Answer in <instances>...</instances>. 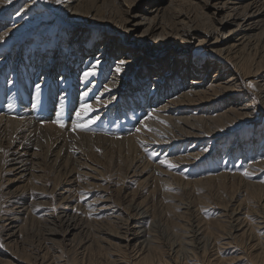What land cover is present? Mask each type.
I'll use <instances>...</instances> for the list:
<instances>
[{"label":"bare ground","instance_id":"6f19581e","mask_svg":"<svg viewBox=\"0 0 264 264\" xmlns=\"http://www.w3.org/2000/svg\"><path fill=\"white\" fill-rule=\"evenodd\" d=\"M6 1L7 0H1L0 4L7 3ZM165 1L166 0H60L61 3L56 5L59 7V14L64 28L63 32L66 33L68 27H72V25L77 24V22H79L80 27L84 29H82V35L78 33V39L76 38L77 40H71V36H67V38L62 36L57 43V39L55 37V39L51 40V44L53 45V48H51V52L46 51L44 55L40 52L39 54L41 59L37 61L38 56L35 57V54L31 53V50H33L34 48V44L41 42V38L36 35L33 39L32 45L29 44L33 48H29L27 53H20L18 51L19 47H16L12 50V52H7L6 55L3 56V58H0V64H6V68L11 67V72L7 75L5 74L6 68H2L3 70L0 68V73H4L3 75L7 78L8 82V84H2L0 81V111L3 113L2 114L0 112V156L2 157V160L0 162V168L6 169L8 173L15 171H17V173L28 171L29 175H32L33 168L35 169V164L38 166L40 165L39 168L36 169V171H41L40 169L44 165L45 167L47 166L50 171H52V173H50L49 175L53 174V176L55 177H52V179L54 180V184H56L57 181L59 184L69 183L71 181V179L69 178L73 176V173L80 176L84 172L82 171V167H84L85 162L82 159H84L85 156L90 161L98 162L102 161L103 159L108 160V162L113 161V159H117L119 162L125 161L122 163H127L128 165L131 163L130 167L128 168L132 169V166L136 161H145V159H143V157L145 156L140 155V157L136 152L138 150H142V148L140 149V147H142V144L145 143L143 141L148 139L150 136L154 138L155 142L160 143L158 144L159 148L160 146H163L164 143H169L170 141H172V139L175 138L183 137L184 140H188L189 138L193 139H190V142L192 144L188 148L191 149L193 147L191 150H189L191 152H188V154L185 153V156L181 155V157H177V159L180 158L181 160H196L198 157H202L205 151L207 152L210 148L212 149L213 147L208 143L205 144L204 140L209 141L212 139V137L216 139L223 137V141L228 142V132H225L228 130L225 128L229 126V124H226V120L229 119L227 118V113H216V111L212 108H205V104H203L204 101H213V98H217L218 96L224 94L227 90L237 88V85L239 86V88H241V82L245 81L244 78L251 77L252 83L257 88H259L257 97L260 99V103L264 106V78L263 75H261L260 73L261 70H264V22H260V17L264 15V0H226L223 2H214L213 0H181L180 2H177L176 0H168V3L162 5ZM184 3L192 5L193 9H183L182 6ZM6 7L8 6L6 5ZM221 11L223 12L221 14V17L217 20L214 19V15H216L217 12ZM37 12L41 11L38 10ZM93 24H103L105 25V28L109 29V33L105 31H100V37L102 36V34L105 35L102 36V39L100 38L101 42L99 44L97 42L100 39L95 41L91 39L92 31L94 32V29H91ZM11 27L12 26L9 25V27H4L3 30L1 28L0 38H3L9 32L14 33L18 29L16 27ZM119 33H121V36L119 35ZM116 38H118L117 41H115ZM126 42H128L129 45ZM46 44V42L42 43V45L44 46ZM48 45L50 46V44ZM192 45L193 47L197 45L201 46L206 49V51H211L212 53H215L221 56L223 59L227 60L228 62L232 63V65H230L232 69H229L230 73L226 75L223 72L221 74L220 72L223 70V67H217L215 65V67H212L211 63L208 62L207 65H205L204 67L206 68V70H213L214 73L206 74L207 71H205V74L202 73L203 77L201 74H197L198 70L203 67L204 62H194L190 59L189 54L191 53ZM161 49L166 50V52L168 53V62L166 66L167 70L164 72V74L160 75V73L157 74L156 71V69L160 67V63L158 62V66H156L154 59L157 57L160 51H163ZM111 50H113V52H111ZM25 54L27 56V60L24 58ZM10 60H12V62ZM142 60L149 61V63L151 62V64H149V66L142 65ZM102 61L104 62V65H106V68L104 69H111L115 71L113 72L114 78L109 79L108 81H106L105 84L103 83V86L105 87L101 89V91L99 92L100 94L98 95H104L106 94L104 91H107V95L104 100L99 101V98L95 97V100L93 99L94 101L90 100L93 103H86L85 105L91 106L96 112V108H98L101 103H104L103 105L107 103V105H109L108 107H110V105L114 106L116 104L118 111L114 110L112 114L102 112L98 115H94L93 117H90L92 115L91 113V115L88 116L89 118H83L84 121L87 122L88 120H93L94 123H91L90 125H100L102 127H106L108 124L110 125L111 122L112 125L115 127V125L117 124L116 122L121 118L122 120H124L123 117L125 118L126 113L129 111H140L141 109H144L145 106H148L154 107L152 108L153 110L151 109L153 111V114L145 113L146 116L144 121L143 117L141 116V118H137V120L135 121L136 124L132 126L133 130H135V133L132 132L133 135L131 133H129L131 134L129 135L126 132L128 134L127 136L123 135L120 138H112L114 136L107 137L109 135L104 134L105 136H103L102 133V136H99L98 134L94 135L93 131L92 133H84L85 131L82 132L77 129L78 131L71 132V134L75 136L73 137L66 133L64 129H61L54 122L56 120L65 119L66 116L69 117V115L66 114V108L69 105H66L67 103L64 102L61 106L59 105L62 102L61 101L59 104L57 103L61 107L57 108L58 105L56 106L54 98L58 97L59 99L66 100L72 95L77 96L80 89L76 88L75 92L72 93L71 88L76 87L78 84L83 85L85 83L86 85V82H88L89 80L86 78L88 80L87 81L84 78V73L86 71H92L93 69L95 70L94 62L96 65V62ZM120 61H124V64L120 65ZM19 66H21L23 70L21 76H19V71L17 69V67ZM117 66L121 67V70L119 72L116 70ZM14 73L16 74V76ZM199 75L201 76L199 77ZM168 80L170 81V86H165L167 87V91L174 89L172 92L163 93L162 90H159L160 92H158V95L156 97H153L152 101L150 102L144 99L145 97H141L142 92H154L155 90L160 88V86L162 87V84ZM11 83L14 84V88H12L11 92H8L11 90ZM97 83L99 84L101 82L95 79L90 85L91 87L95 88L97 87L96 85H98ZM71 84H74V86H71ZM128 84L130 85V91L132 95L135 94L134 96H138V101H133L134 97H132L128 92L125 94L124 97H120V95H122L121 93L123 89ZM37 85H39V88H37ZM90 89L92 90V88ZM90 89L89 91H91ZM137 89H139V91H137ZM241 89L239 90L240 92ZM244 89H242V91ZM86 91L83 92L86 93ZM86 96H83V98L85 99ZM79 99L81 100V98ZM249 101H252V99H250ZM81 102L83 101L81 100ZM80 103H77L78 105L76 106H72L73 109H76L75 113L76 111L80 110ZM253 103L255 105L252 106V104L249 107L250 110L252 109L255 111V107L257 106L258 102L257 100H254ZM179 105L186 106L180 107ZM193 105L200 106L193 107ZM30 106L34 108L31 109L29 108ZM185 108L187 109V111H184ZM235 108L236 104L230 106L227 111H229L230 113H235L237 114L236 116H238V113L235 112ZM148 110L150 111V109ZM186 112H192V114L190 115L192 119H186L187 116L183 117V114H185ZM249 112L250 111H247L246 113L249 114ZM179 113L183 115L181 116L182 118L179 116L181 120L177 119L176 117ZM213 113L214 115H212ZM28 114L31 116H29ZM130 114L131 116L133 115L131 112ZM134 115L133 118L135 119ZM131 116H129L128 114V117L131 118ZM258 116L259 115L257 114L256 117ZM71 117H73V122L76 123V116L74 115ZM174 119H177L178 121ZM186 123L189 126H186ZM195 123L198 125L196 126ZM146 124H148L149 126H147ZM153 124L159 127H162L163 125L165 126L162 127L164 129L162 135L161 133L157 134V132L150 130L152 128H155ZM239 124L240 122L238 120L234 126ZM255 125L256 123H254L252 127H254ZM42 128L44 129L45 133L42 135V140H38L37 133H41ZM98 128H96V130ZM89 129L88 131H91ZM100 129L104 128L100 127ZM113 129L117 130L116 127ZM164 132L167 134L165 135ZM168 133L171 134L168 135ZM261 133V143L258 147L256 146V149L251 144L252 136L248 141H244V143L240 141V144L236 145L238 146L236 149H232L233 146H231L230 148H226L227 146H221L222 152H226L227 154H230L231 152V154L233 155L232 157H229L227 155L229 157V162L227 166H230L233 162H236L239 165L245 162L246 165L243 169L244 171L247 170L253 175L256 174V172L260 173V170L264 169V131H262ZM69 139L71 141V145H69ZM78 140L80 144H78ZM236 140L237 138L234 139V141ZM197 146L199 148L195 149V147ZM242 150L243 156L238 157ZM31 151L32 153L30 154ZM170 156H172V160L175 159L173 158V155L170 154ZM171 159H164L163 157V160L166 161H170ZM170 163L172 162L170 161ZM165 165L167 166L166 163H164V166ZM122 166L124 165L122 164ZM128 168L126 166V169ZM156 168H158V166ZM155 171H157V169ZM162 172L160 171V173H154L161 174ZM235 172H225L222 173V175L227 176L228 174H230L233 179L236 177L239 178V183L242 182V184L244 185L242 188V192L246 199V214H248L247 212H253L252 214H254V216L252 215L253 218H251V220H255L256 218L259 220H262L263 218L264 220V184H258L259 182L253 181L251 175L245 176L243 173H239L237 170ZM122 174H120V176H122ZM124 175L126 174H123V178ZM222 175L219 176V178H216L217 183L219 182L221 186L223 184V180L225 179H221ZM36 177H41V174L36 175ZM157 178H159V176ZM144 179L147 180L146 177ZM172 179H170L169 182L168 178L162 180L160 178V182H165L164 187H160V189L162 188L163 190V197L165 195V200L170 199L169 196H171V193L168 192L169 189H167V186H170L169 184H172ZM153 180L156 179L154 178ZM157 182L154 181V183ZM232 182L233 181L231 180V184ZM154 183L152 184L153 186ZM184 184L183 186H185ZM225 184L223 186H225ZM156 185L157 184H155V186ZM165 185L167 186L165 187ZM56 186L54 188H56ZM23 187L25 186L23 185L21 187L22 189L20 188V191L23 190ZM156 187H159V185ZM178 188H180V186ZM25 189L27 191V188ZM64 189L65 192H62V190L57 192V206H59L58 210L55 208H51L52 210L50 211V213L52 214H57L56 218H58V222L56 220L55 221L58 223V227H53L55 229L49 230L46 232V234H44V239L42 238L44 240V247H42V249L44 248L47 250V245H49L47 244V242L56 240L54 236L57 234L61 235V238L72 234L71 243L75 244L74 246L77 245V247L79 245L81 246V244H90L92 241L95 242L93 239L88 240V238L81 240L79 239L80 237H82V235L85 234V227L78 222L76 215L77 213L74 212L75 205H73V199L75 198H73L71 195V189L69 187ZM133 191L132 194L135 193ZM10 196V203L12 205L11 209L13 212L11 213V216H8L6 222H1L0 225V228L3 229V232L5 229H8L9 231V233L7 234L8 242L11 241V239L15 240V238H19V233L15 232L12 228V221L14 220V218L19 217L20 213H24L25 218L27 219V217L32 214V211H26V202L28 200H33V195L24 191L20 192L19 194L12 193ZM167 196L169 197V199ZM123 198H125V196H123ZM145 200L146 199H143L142 202H144ZM130 202L132 203V200H130ZM142 204L144 205L145 203ZM176 204H179L180 206V203L177 202ZM167 205L169 207V204ZM170 205L171 206L169 208H174L175 206V204ZM233 205L234 204H232V206ZM241 205L243 204L240 202L239 206L243 207ZM28 206L30 208H33L34 204L30 203ZM179 206L176 205L175 208L178 209ZM184 206L187 208L186 205ZM184 206L181 205L183 209L185 208ZM239 206H237V210H239ZM181 207L179 209H181ZM132 210L134 211V214H131L132 217L128 215L129 218L127 221H125L128 225L131 223V220L135 218H140L142 219V221L147 219V212L145 210H142V208L136 205L135 207H133ZM232 210H229V212ZM183 211L184 210H182L181 213ZM185 212H187V210ZM129 213L131 212L129 211ZM179 213L176 214L179 215ZM235 213L236 212L234 209L232 212H230V216H228L230 218V222L227 223V226L229 228L226 231L227 237L231 236L234 233V238L237 237V239H243H240L241 242L244 241L245 238H247L250 241V247L254 248L256 244L258 242L260 243L261 241L260 237L257 235V231L258 229L263 228L262 222L260 221L259 223H256V226H254L256 228L255 229L254 227H250L251 223H249L248 220V222H245L246 218H242V223H244V226H242L244 229L242 233H240L239 231L242 228L240 229L239 227L241 226L235 224L237 221H239L240 218L236 217ZM182 214L185 213L183 212ZM226 214L227 213H225V215ZM222 215L224 216V214ZM31 216L40 222L42 221L41 216H37V218L33 215ZM182 216L184 217V215ZM177 218L180 221L181 217L179 218L178 216ZM223 218L226 221V217ZM125 219H127V217ZM43 222L45 221L43 220ZM153 222H155L154 219ZM180 223L182 224L183 222L180 221ZM176 224H178V222ZM52 225L56 226L53 223ZM99 225H101V222ZM101 229L102 228H100L99 231L95 230L97 245L100 243L102 244L103 240L101 239L105 237L104 234L106 232L102 231ZM148 230L149 229H145L144 223L136 226V229H134L133 231L128 228L124 233H114V238L116 240L115 243L108 244L110 246L111 244H116L117 246H119L117 248L122 247L123 249H121L125 251V253H127L126 250L128 248H130L131 250H137V252L139 251V256L140 254H142L139 260L142 258L143 260L151 262L153 260V257L149 256L151 248L156 249L159 247L157 257H160L159 255H162L163 252L161 250V247L155 244L152 238L149 241V234L151 232L149 231L150 233L148 234ZM193 230L194 232L197 231H195V229ZM60 231H62V233H60ZM216 236L214 238H217ZM219 237L221 238L222 236L220 235ZM220 238L218 239L220 240ZM256 238H258L257 243ZM263 238L264 237H262V239ZM144 240L147 241V246L143 244ZM205 241L206 240H204L203 242ZM230 241L228 240L227 242L226 240L225 243H227V245L229 246L230 244L228 243L232 242ZM249 241H247V243ZM234 242H236V240ZM220 243L223 244L222 241H220ZM89 244L87 246H90ZM258 245L259 244H257V249ZM225 248H227V246ZM170 249L173 251V253H177V249ZM260 252L261 253H259L258 255L262 257V264H264L263 246H261ZM44 253L47 254V251ZM42 256L45 259V255L42 254ZM35 262H37V260L31 261L27 264H35ZM10 263L14 264L15 262L10 259L9 264Z\"/></svg>","mask_w":264,"mask_h":264},{"label":"rangeland","instance_id":"374dc122","mask_svg":"<svg viewBox=\"0 0 264 264\" xmlns=\"http://www.w3.org/2000/svg\"><path fill=\"white\" fill-rule=\"evenodd\" d=\"M176 1L180 2L181 0H176ZM213 1L214 2H223L226 0H213ZM166 3H168V0L163 2L162 5H164ZM56 4H59L56 2V0H11L10 3L7 2V3L0 4V31H1V28L3 30L4 27H6V26L9 27V25L12 26L11 28H14V27L18 28L16 32H14V33L9 32L3 38H0V58H3V56L6 55L7 52H12V50L16 47H19L18 51L20 53H27L29 48L34 47L33 50H31L32 51L31 53H34L35 57L38 56L37 57V61H38L41 59L40 54H39L40 52L43 55L46 53V51L51 52V48H53V45L51 44V40L55 39V37L57 39V43L62 36L66 37V38H67V36L68 37L71 36V38H70L71 40H77L78 39V33L82 35V33H83L82 29L83 28L80 27L79 22H77V24L72 25V27L71 26L68 27L67 32L64 33L62 20L60 18V14H59L60 13L59 7ZM6 5L8 7H6ZM9 5H10V7H9ZM38 7H39V9H38ZM182 8L183 9H188V8L193 9L192 5H190L188 3H184ZM38 10L41 12H37ZM222 13H223L222 11L217 12L216 15H214V19H216V20L219 19L221 17ZM260 19H261V21H260ZM260 19H259L260 22H264V15H262L260 17ZM91 29H94V32L92 31V37H91V39L94 41L99 40L100 38L102 39V36L105 35V34H102V36L100 37L99 36L100 31H105V32L109 33V29L105 28V25H103V24H99V25L93 24ZM38 30H40V31H38ZM106 30H108V31H106ZM97 31H98V33H97ZM112 32H113V29H112ZM36 35H38V37L41 38V40H40L41 42L35 43L34 46L31 47L33 39L35 38ZM119 35L121 36V33H119ZM11 38H12V40H11ZM101 39L97 42L98 44L101 42ZM117 40H118V38L115 39V41H117ZM44 42L47 43L45 46L42 45V43H44ZM126 43L128 44V42H126ZM29 44H31V45H29ZM48 44H50V46ZM191 48H192V50H191V53L189 54L190 59L193 60L194 62L195 61L204 62L203 67H201L200 70H198L197 74H201L203 77V74H205V71H207L206 74L207 73L208 74L214 73L213 70L212 71H210L208 69L206 70V68L204 67L205 65H207L208 62L211 63L212 67H215V66L223 67L222 68L223 70L220 72L221 74L223 72L226 75L230 73L229 69H232L230 66V65H232V63L223 59L221 56H219L215 53H212L211 51H206V49H204L201 46L197 45V46L193 47V45H192ZM24 50H25V52H24ZM161 50H163V51H160L159 54L157 55V57L154 59L156 66H158V64H157L158 62L160 63V67H158V69H156L157 74L160 73V75L164 74V72L167 70L166 66H167V62H168V53L164 49H161ZM111 52H113V50H111ZM152 54H154V53H152ZM24 58L27 60L26 54H25ZM10 61L12 62V60H10ZM149 64H151V62L149 63V61L142 60V65L149 66ZM0 65H1L0 66L1 69L6 68V64L1 63ZM102 66H103V68H102ZM94 67H95V70L93 69L92 71L95 72V75H90L89 78L87 77V79L90 82L86 79L89 82V84H88V82H86V85H85V83L83 85L78 84L76 87L71 88L72 93L75 92L76 88L80 89L77 96L72 95V96L68 97V99H66L67 101L59 99L58 97L54 98V102L56 103V106L61 101L62 102L59 105L62 106L63 105L62 103H64V102L67 103L66 105H69L66 108V114L69 115V117L66 116L65 119L59 120L60 123L62 122L63 127H61L58 123H56V124L61 129H64V131L66 133H68L69 135H71L73 137H75V136L73 134H71V132L73 131L72 129H73V123L74 122H73V117H71V116L75 115L76 109H73L72 106L78 105L81 102V100L83 102H81L80 105L86 104V103H93L91 101H94L95 97L96 98L98 97L99 101L104 100V98H106L107 91H104L106 93V94L103 93L104 95L101 94V96H100L98 94H100L99 92L101 91V89H103L105 87V86H103V83L105 84L106 81L114 78L113 72H115V71L111 70V69H109L110 71L108 69H104V68H106V65H104L103 61L102 62H96V65L94 62ZM10 69H11V67L6 68V71H5L6 75L11 72ZM17 69L19 71V76H21V74L23 73L22 67L19 66V67H17ZM210 69H211V67H210ZM98 71H100V72H98ZM260 73H261V75H263V78H264V70H261ZM3 74L4 73H2V74L0 73V76H1L0 81L2 84L3 83L8 84L7 78L4 77ZM201 75H199V77ZM15 76H16V74H15ZM94 76H95V78H94ZM105 76H106V78H105ZM95 79H97L101 83H99V84L97 83L99 86L96 85L97 87L94 88V87H91L90 84ZM208 79H209V77H208ZM244 79H245V81L241 82V86H242L241 88L242 89L245 88L243 91L237 85V88L232 89V90H227L224 94L218 96L217 98H213L212 99L213 101L208 100V101L203 102V104H205V108H212L216 111V113H221V114L224 112L227 113V115H228L227 118H229L228 119L229 121L226 120L227 121L226 124H229V126L227 128H225V129H228L225 132H228L227 133V141L228 142L223 141L224 140L223 137H221L219 139L212 137V139L209 141L204 140L205 144L208 143L213 147H212V149L210 148L209 151H207V152L205 151L204 154L205 153L206 154L205 155L203 154L202 157L200 156L196 160H181L180 158L177 159V157H181V155L185 156L186 155L185 153L188 154V152H191L189 150H191L193 147L191 149H188L192 144L190 142L191 138H189L188 140L186 139L187 141L184 140L183 137L182 138H175V139H172V141H170L169 143H167V142L164 143L163 146H160V148H159L158 144H160V143L155 142L154 138L152 136H150L148 139L143 141L145 143H143L142 144L143 146L141 145L142 147H140V149L142 148V150H138L136 152L139 156L144 155L145 157H143V159H145V161L144 160L143 161L141 160V162L136 161L133 164L132 169L128 168V167H130L131 163L129 165L127 163H122L125 161H120L121 164L117 159L116 160L113 159L114 162L113 161L108 162V160H105V159L98 162V161H90L85 156L84 159H82L85 162L84 167H82V171H84V172L80 176L73 173V176H71L72 178L71 177L69 178V179H71V181L69 183H60L59 184L57 181L58 184L57 183L54 184V180L52 179V177L53 178H55V177L53 176V174L49 175L50 173H52V171H50V169L47 166L45 167L44 165L42 166L43 168L41 167V169H40L41 171H36V169L39 168L40 165L38 166L35 164L34 165L35 169L33 168L32 175H29L28 171L21 172V173H17V171L8 173L6 171V169L0 168V171H1L0 172V225H1V222L5 223L7 221L6 219L8 218V216H11V213L13 212L11 209L12 205L10 203V197H11L10 195L12 193L19 194L20 192L24 191V192H27V193L33 195V200H28L26 202V211H32V214H30V216L27 217V219H26L25 214L20 213V216L17 218H14V220L12 221V223H13L12 228L15 232L19 233V238H15V240L11 239V241L8 242V235H7L9 233L8 229H5L6 231L4 230V232H3V229L0 228V245H2V246H0V264H9L10 259H12L15 262L14 264H27V263L34 261V260H37V262H35V264H262V257L258 254L261 253L260 252L261 246L264 247V240H263L264 238L262 239V237H264V223H263L264 220H263V218H262V220H259L257 218L255 220H253V219L251 220V218H253V216H254V214H252L253 212H251V213L247 212L248 214H246V212H245V210H246V208H245L246 199H245V196L243 195V192H242V188L244 185L242 184V182L239 183V178L236 177L237 179L236 178L233 179L230 176V174H228L227 176L222 175V173H225V172L234 173L236 170L239 173H244L243 169L245 168L246 163L243 162L242 164L239 165L236 162H233L232 163L233 165L231 164L230 166H227L228 162H229L228 161L229 157H232L233 155L231 154V152H230V154H227L226 152H222L221 146H227L226 148H228V147L230 148L231 146H233L232 149H234V148L236 149L238 147L236 145L240 144V141H242V143H244V141L245 142L248 141L250 139V137L252 136L251 144L256 149V146L258 147L261 143V139H260L261 134H262L261 132L264 131V106L260 103V101H259L260 99L257 97L258 92H259V88H257L252 83L251 77H245ZM249 84L253 85V87L250 88L248 86ZM10 85H11V90L8 92H11L12 88H14L13 83H11ZM79 85H81V86H79ZM165 85L167 87H169L170 81L168 80V81L164 82L162 84V87L160 86V88H158L157 90H155V91L153 90L154 92H150V93H149V91L142 92L141 97H143V98L145 97L144 99H146V100H148V102H150V101H152L153 97H156L158 95V92H160L159 90H162L163 93L172 92L174 90L173 89V90L167 91V87ZM71 86H74V84H71ZM90 88H92V90ZM89 89L92 91V93H91V91H89ZM240 89H241V92L239 91ZM86 90H88V91H86ZM130 90H131L130 85L129 84L126 85L125 88L123 89V91L121 93L122 95H120V97H124L125 94L128 92V93H130V95L132 97H134L133 101H138L139 100L138 96L137 95L134 96L135 94L132 95ZM83 91H86V93H87L86 98L87 99L83 98V96H85L84 95L85 92H83ZM137 91H139V89H137ZM88 92L90 95L88 94ZM79 93H80V96H79ZM81 95H82V97H81ZM78 96H79V98H81V100L78 98ZM250 99H252V101H249ZM254 100H257V102H258L257 106L255 107L256 108L255 111L252 109L250 110V107H249L252 104H253L252 106L255 105L253 103ZM198 103H200V102H198ZM103 104L104 103H101V105L98 108H96L97 110L95 109L96 112L93 110L92 112H90L88 114V116H90L91 113H92V115L90 117H93L94 115H98L102 112L112 114V112L114 110L118 111L116 104L114 106L110 105V107H108L109 105H107V103L105 105H103ZM234 104H236V108H235L236 111L235 112L238 113V116H236L237 114H235V113H230L229 111H227L228 108H230V106H233ZM59 105L57 106V108L61 107ZM102 105H103V107H102ZM32 106H33V104H32ZM32 106H30L29 108L33 109L34 107L32 108ZM179 106L184 107L186 105H183V106L179 105ZM195 106L199 107L200 105L199 106L193 105V107H195ZM99 108H101V109H99ZM147 108L150 109L151 112ZM152 108H154V107L145 106L144 109H141L140 111H134V112L129 111L127 113L125 112L126 113L125 118L123 117V119L125 121L122 120V118H121L120 120H118L116 122L117 124L115 125V127L117 130L113 129L115 127L112 125L111 122H110V125L108 124L106 127H102V126L98 125L99 128L97 125H89V128H91V129H89V128L88 129L91 131H88V129L83 130V131L80 129H78V130H80L82 132L85 131L84 133H90V132L92 133V131H93L94 135L98 134L99 136L101 135V133L103 136H105L106 134L109 135L107 137L114 136L112 138H120L123 135L127 136L129 133H131V134H132V132L135 133V130H133L132 126H134L136 124L135 121L137 120V118L143 117V121H144L147 113L153 114ZM7 111H9V110H7ZM184 111H187V109L185 108ZM247 111H250L249 114L246 113ZM130 112L133 115L136 114V115H134L135 119L133 118V115L131 116ZM214 113L212 115H214ZM128 114H129V116H131L132 119L130 117H128ZM142 114H144V115H142ZM191 114H192V112L191 113L186 112L185 114H183L184 115L183 116L182 114L179 113L176 117H177V119L181 120V118H182L181 116H183V117L187 116L188 118L186 117V119H189V118H191V116H190ZM245 114H247V115H245ZM257 114L259 115L258 117H256ZM29 116H31V115H29ZM177 119H174V120L178 121ZM238 120H239L240 124L234 126ZM67 123H68V125H67ZM125 123L128 125H126ZM130 123H131V125H130ZM254 123H256V125L254 127H252ZM64 125H66V126H64ZM146 125L149 126L148 124H146ZM185 125L187 126L188 124L186 123ZM195 125L197 126L198 124L195 123ZM100 127L104 128V129H100ZM154 127L155 128H152L150 130L157 132V134H160V133H161V135L163 134L162 132L164 131V129L162 127H165L164 125L162 127L154 125ZM96 128H98V129L96 130ZM78 130L76 129L75 131H78ZM41 131H42L41 133H37V139L38 140H42V135L45 133L43 128L41 129ZM122 132H123V134H122ZM120 133H121V135H120ZM131 134H129V135H131ZM164 134L166 135L167 133L164 132ZM170 134L171 133H168V135H170ZM236 138H237V140L234 141V139H236ZM194 139H196V138H194ZM156 140H157V138H156ZM191 140H193V139H191ZM78 144H80L79 140H78ZM69 145H71L70 139H69ZM197 148H199V147L198 146L195 147V149H197ZM203 150H204V148H203ZM246 151H249V150H246ZM31 153H32V151L30 152V154ZM170 154L173 155V158H175V159L172 160L171 159L172 156H170ZM240 156L241 157L243 156V150L241 151L240 155H238V157H240ZM163 157H164V159L170 158L171 159L170 161L172 162L171 164L174 166L168 167L167 163H166L167 166L166 165L164 166V164H161L160 161L163 160ZM1 160H2V157L0 156V162H1ZM146 161L148 162V164ZM170 161H167V162H170ZM140 163H141V166H140ZM122 164L124 166H122ZM155 164H156V166H155ZM234 165H236V166H234ZM120 166H121V168H120ZM126 166L129 170L126 169ZM145 166H146V168H145ZM157 166H158V168H156ZM139 167H141V168H139ZM152 167H153V169H152ZM231 168H233V169H231ZM147 169H149V170H147ZM156 169H157V171H155ZM158 169H161V170H158ZM167 169H169V170H167ZM117 170L118 171L120 170V171L118 172ZM152 170H154V171H152ZM160 171L161 172L163 171V172L161 174H155L158 172L160 173ZM167 171H169V172H167ZM122 173L126 174V175H124V178H123ZM151 173H152V175H151ZM235 173H237V172H235ZM39 174H41V177H36V175H39ZM120 174H122V176H120ZM43 175H44V177H43ZM169 175H171V176L173 175V176L171 177ZM221 175H222V177H221L222 180L225 178L223 180L222 186H221V184H219V182L217 183V181H216V178H219V176H221ZM252 175L253 174H251V178L253 181L259 182L258 184H260V183L264 184V169L260 170V173L256 172V174H254L253 176ZM147 176H148V179H147ZM158 176H159V178H157ZM145 177L147 180L144 179ZM227 177H228V181H227ZM154 178L156 180H153ZM160 178H161V180L168 178V181L173 178L171 180L172 184H169L171 187L165 185V187L167 186V189H169L168 192L171 193V196H169L170 199L167 196L169 200L164 199L165 195L163 197V190H162V188L160 189V187H164L165 182L164 183L160 182ZM158 179H159V181H158ZM180 179H181L182 183H181ZM176 180H177V182L178 181L179 182L177 183ZM231 180L233 181L232 184H231ZM29 181H30V183H29ZM154 181L155 182L158 181V182L154 183ZM168 181H166V182H168ZM173 181H174V183H173ZM76 183L79 185H77ZM153 183H154V186L152 185ZM155 184H157L156 186L159 185V187H156ZM173 184L176 186H174ZM183 184L187 187L183 186ZM224 184H225V186H223ZM233 184H234V186H233ZM23 185L25 187H23V190L20 191L22 189L21 187ZM55 186H56V188H54ZM179 186H180V188H178ZM67 187H69L71 189V195L73 198L76 199V200L73 199V202H74L73 205H75L74 212L77 213L76 214L77 220L81 225H83L85 227V231H86L85 234L82 235V237H80L79 239L81 240V239L88 238V240L93 239L95 242L92 241L90 244L88 243L90 246H87L88 244L85 243V244H81V246L79 245L77 247V245L74 246L75 244L71 243L72 234H69V235L65 236L64 238H61V235L57 234L54 236L56 238V240L47 242V244H49V245H47L48 246L47 250L44 248L42 249V247H44L43 246L44 245V240H43L44 234H46V232L49 230L55 229L53 227H56V228L58 227L57 226L58 225V223H57L58 218H56L57 214L50 213V211L52 210L51 208H55L58 210L59 206H57V199H58L57 198L58 197L57 192L60 190H62V192H65L64 188H67ZM153 187H155V188H153ZM25 188H27V191ZM233 188L236 190H234ZM237 189H239V190H237ZM132 191L135 192V193H133L134 195L132 194ZM161 192H162V194H161ZM154 195H155V199H154ZM161 195H162L163 199H162ZM123 196H125V198H123ZM171 197H172V199H171ZM127 199H128V202H127ZM143 199H146V200L144 202H142ZM130 200H132V203L130 202ZM228 200H230V201H228ZM129 202H130V204H129ZM170 202H172V203H170ZM175 202L180 203V206H179V204H176ZM240 202L243 204V205H241L243 207L239 206ZM30 203L34 204L33 208H30L28 206ZM139 203H140V205H139ZM142 203H145L144 204L145 206ZM132 204H134V205H132ZM167 204H169V207L171 206L170 204H172V205L175 204V206H174V208H169ZM222 204H223V206H222ZM232 204H234L235 206L233 205L234 206L233 207ZM136 205L138 207L142 208V210H145L147 212L148 217L146 220H144L145 222L142 221V219H140V218L132 219L131 223L128 225L127 222H125V221L128 220V218H129L128 215L131 216V214H134V211L132 209ZM176 205L179 206L178 209L175 208ZM181 205H183V206L186 205L187 208L184 206L185 208L183 209V207H181ZM229 205H231V206H229ZM15 206H17V205H15ZM237 206H239L242 210L240 208H239V210H237L238 209ZM128 207H130V208H128ZM180 207H181V209H179ZM222 207H223V209H222ZM233 208L235 209L236 217L240 218L239 221H237L236 223L234 222L235 224H238L241 226V227H239L240 229L242 228L241 230L239 229L240 233H242V231L244 229L243 228L244 223H242L243 219L246 218L245 222L249 221V223H251L250 227L256 226V223H259L260 221L262 222L263 228L258 229V231H257L258 233L255 231L261 240L260 241L261 246H260V243L258 242V238H256V243L258 242L257 244H259L258 249H257V244L254 247L256 249L251 248L250 244H249L250 241L247 238H245L244 241H242V242H241V240H243V239L238 238L239 239V241H238L237 237L234 238V236H233L234 233L231 236L227 237L226 231H227V229H229L227 226V223L230 222V218L228 216H230V212H232L234 210ZM32 209H34V210H32ZM185 209L187 210V212H185L186 211ZM192 209H194V210H192ZM128 210L131 213H129ZM177 210H178V212H177ZM180 210L181 211L184 210L183 212L185 214H182L183 212L181 213ZM229 210H232V211L229 212ZM242 211H244V212H242ZM126 212H128V213H126ZM46 213H47V215H46ZM176 213H179V215H177ZM188 213H191L192 215L188 214ZM225 213H227V214L225 215ZM180 214L184 215V217ZM222 214H224V216ZM250 214H251V216L252 215L253 216L251 217ZM31 215H33L36 218H37V216H41L42 221L41 222L38 221L37 219L33 218ZM247 215L250 217H248ZM50 216H52V217H50ZM175 216H176V218L178 216H179V218L181 217L180 221L183 223L181 224L179 219L177 218L178 219L177 220L175 218ZM126 217H127V219H125ZM223 217H226V221L224 220ZM227 218H228V221H227ZM153 219L155 222H153ZM43 220L45 222H43ZM46 220H48V221H46ZM150 220H152V221H150ZM240 221H241V223H240ZM49 222H50V224H49ZM100 222H101L102 226L99 225ZM177 222H178V224H176ZM52 223L55 224L56 226L52 225ZM143 223L145 225V229L146 230L149 229L147 233L149 234L151 232L149 234V238H150L149 241L152 238L154 243L161 247L163 254L159 255L160 257H157L159 247L156 249L151 248V252L149 253V256H152L153 260L150 262V261L143 260L142 258L139 260V258L142 256V254H140V256H139V253H138L139 251L137 252V250H131L130 248H128L126 250L127 253H125V251L122 250L123 249L122 247H121L122 248L121 249V248H117L119 246H117L116 244H111V246L108 244V243H115L116 240L114 238V235H115L114 233H116V234L118 232L124 233L126 231V229H128V228H130L133 231L134 229H136V226L141 225ZM150 223H151V225H150ZM153 223H154V225H153ZM238 225H236V226H238ZM100 228H102L101 230L105 231L106 233L104 234L105 237L101 239V240H103L102 244L100 243L97 245L95 230L99 231ZM192 228L195 229V231L196 230L197 231L194 232V230ZM199 228H200V230H199ZM223 229H225V230H223ZM222 230L224 233L222 232ZM60 233H62V231H60ZM177 233H179V234H177ZM217 233H219L222 237L220 238L219 237L220 235ZM222 233L225 235H223ZM216 234H217V236H216ZM213 235H215L217 238H214L215 236H213ZM200 236L202 239L200 238ZM202 236H204V237H202ZM203 238H206V239H203ZM218 238H220V240ZM233 238L236 240V242H234L235 240ZM200 240H203V241L206 240V241L203 242ZM223 240H224V242H223ZM226 240H227V242H228V240L232 241V242L230 241L231 243H228V244H230L229 246L227 245V243H225ZM220 241H222L223 244H221ZM247 241H249V242L247 243ZM143 244H145L147 246L148 243H147V241L144 240ZM225 245L227 246V248H225L226 247ZM170 248H173L174 250L177 249V253H173V251ZM46 251H47V254L44 253ZM42 254L45 255V259H47V260H45L43 258ZM263 263H264V261H263ZM10 264H12V263H10Z\"/></svg>","mask_w":264,"mask_h":264},{"label":"snow or ice","instance_id":"6c2138e0","mask_svg":"<svg viewBox=\"0 0 264 264\" xmlns=\"http://www.w3.org/2000/svg\"><path fill=\"white\" fill-rule=\"evenodd\" d=\"M7 2H11V0H7ZM57 3H60V0H56ZM6 34V33H5ZM124 64V61H120V65H123ZM118 72L121 70V67L120 66H117V69H116ZM90 75H95V72L94 71H86L84 73V78L86 79L87 77H89ZM250 88L253 87V85L249 84L248 85ZM37 88H39V85H37ZM84 95L86 96L87 93H84ZM93 111V108L89 105H85V104H81L80 105V110L79 111H76L75 113V116H76V123H74L73 125V131H75L76 129H80V130H87L89 125L91 123H94L93 120H88L87 122L84 121V117H87L88 114L90 112ZM55 123H58L60 124L61 127H63V124L60 123L59 120H56L54 121ZM160 163L164 164V163H167L168 164V167H173L174 165H172L170 162H167L166 160H161ZM245 176H250L251 173L248 172L247 170L244 171L243 173ZM2 246V245H0Z\"/></svg>","mask_w":264,"mask_h":264}]
</instances>
